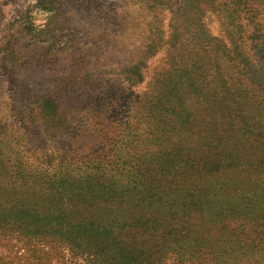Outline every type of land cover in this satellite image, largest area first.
Masks as SVG:
<instances>
[{"label": "rangeland", "instance_id": "1", "mask_svg": "<svg viewBox=\"0 0 264 264\" xmlns=\"http://www.w3.org/2000/svg\"><path fill=\"white\" fill-rule=\"evenodd\" d=\"M200 66L218 81L210 88L220 87L223 78L264 108V0H0V120L27 122L13 133L30 141L27 150L36 166L49 160L44 154L56 165L65 154L116 151L100 132L103 117L135 126L141 112L148 120L158 108L172 106L178 91L180 100L198 106ZM48 98L59 105L56 115L50 114ZM258 112L264 114L256 107ZM228 170L212 181V208L204 212L224 225L255 217L245 215L255 208L242 200L259 191L250 180L243 190L233 186L243 177ZM22 183L32 184L28 178ZM25 188L30 193L19 206L41 212L33 203L48 201L46 213L62 214L52 205L63 194ZM258 204L264 206V198ZM118 210L116 216L123 215ZM13 222L1 229L0 264H115L121 262L117 258L129 264L113 244L72 249L28 236L17 217ZM113 225L117 233L121 223ZM140 234L132 236L149 238ZM81 237L77 244L94 243ZM129 246L133 250V242ZM162 258H173L172 250H164Z\"/></svg>", "mask_w": 264, "mask_h": 264}, {"label": "trees", "instance_id": "2", "mask_svg": "<svg viewBox=\"0 0 264 264\" xmlns=\"http://www.w3.org/2000/svg\"><path fill=\"white\" fill-rule=\"evenodd\" d=\"M198 78V106L180 100L178 91L174 96L180 97L172 106L158 108L148 120L141 112L135 126L124 128L103 117L100 132L108 135L116 151L65 154L56 165L44 154L47 164L36 166V156L27 150L30 141L13 133L14 128L25 129L27 122L0 120V234L17 217L28 236L72 249L113 244L129 257V264H184L186 259L197 264H264V206L258 204L264 198V114H254L256 107L264 108L242 97L223 78L214 89L216 77L202 66ZM45 101L53 108L50 114L60 112L54 99ZM228 169L243 177L233 186L243 190L250 180L259 191L246 193L242 200L255 208L245 215L255 217L224 225L220 218H205L204 212L212 208V181ZM27 178L29 186L22 183ZM23 186L34 193L63 194L52 205L62 214L46 213L48 201L33 203L41 212L19 206L30 193ZM117 208L123 215L116 216ZM116 222L121 223L117 233ZM139 233L149 238L132 236ZM196 235L200 242H192ZM81 236L94 243L77 244ZM188 247L196 251L187 252ZM166 249L172 250L173 258L163 261ZM93 259L100 262L98 256ZM118 260L115 264H122Z\"/></svg>", "mask_w": 264, "mask_h": 264}]
</instances>
